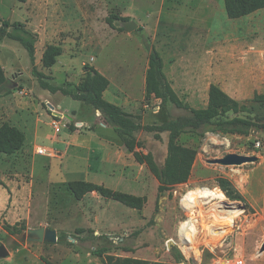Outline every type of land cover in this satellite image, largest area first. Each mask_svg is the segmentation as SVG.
Wrapping results in <instances>:
<instances>
[{"label": "rangeland", "instance_id": "obj_1", "mask_svg": "<svg viewBox=\"0 0 264 264\" xmlns=\"http://www.w3.org/2000/svg\"><path fill=\"white\" fill-rule=\"evenodd\" d=\"M176 2L181 1L0 0V23L4 20L11 23L24 22L38 36L34 64L19 41L7 36L0 37V63L8 75V82L0 92V126L8 122L18 126L26 135V142L21 150L11 155H0V177L8 188L17 189L24 185L29 190L31 203L29 209L24 211L19 208L20 211L15 212L13 223L6 219L8 209L0 204V243H4L15 253L13 260L1 259L0 264H43L42 261L47 258L55 264H144L140 261L223 264L225 256L244 257L246 264H264V251H261L264 243V103L255 102L254 97L238 100L248 106L247 112H230L216 118L214 122L240 116L256 121L260 128L222 133L215 130L217 125L214 123L206 125L200 131H186L177 136L176 142L196 151L193 173L186 183L160 192L158 179L146 164H140L138 172L146 174L145 182L148 187L146 203L142 209L125 206L96 191L78 200L69 189V182L76 180L78 176L67 174L65 170L67 167L76 168L82 163L74 147H70L64 159V145L54 144L51 137L40 139L35 144L30 142L34 138L35 117L32 119L26 104L34 102L40 112L48 109L50 116L52 115L47 105L50 101L45 97L48 89L42 86L41 78L51 85L75 90L84 77L81 74L85 72V64L104 70L121 65V69H114L124 73L127 71L125 65L131 63L133 71H142L152 47L166 60L167 67L164 71L167 77L176 81L177 89L183 92L182 100L194 108L207 106L211 85L220 87V84L216 83L217 78L210 73H203L205 60L202 55L194 53L192 56L187 52L191 23L185 18H171L169 9ZM162 5L164 14L158 20L157 14ZM147 13L152 14L150 21L146 17ZM129 20L135 21L139 28L128 31L122 27L121 24ZM155 25H158L157 31ZM7 30L13 31V28ZM245 34L246 32L243 38L246 37ZM49 44L61 45L63 54L57 58L55 66L46 68L42 63V51ZM92 56L94 61H91ZM186 63L201 65L199 69L192 68L190 72V75L196 74L195 81L199 83L195 84L193 90L187 89L185 84L190 69L186 66L173 67L175 64ZM136 74L137 78H141V73ZM55 98L60 100L62 109L66 112L68 110V114H72L69 109L74 108L92 115L91 106L63 95L61 91H57ZM139 102V110L137 106L130 109L137 110L133 119L142 125H161L189 115L187 110L172 103L162 105L158 99L148 100L146 94ZM48 119L50 118H44L47 122L44 128L58 142L67 140V137H59L71 132L70 129L74 132L79 129L71 124L69 129L63 128L56 132ZM99 121L104 123L103 115H99ZM133 136L139 143L140 151L151 153L159 165L165 163L170 141L168 130L150 132L141 129ZM94 140L98 141L97 138ZM257 142H261V145L257 146ZM122 144L135 160L123 141ZM40 147L47 148V153L40 154ZM95 150L94 155L99 156L101 153L96 148ZM228 153L256 155L258 160L240 165L208 162L209 159L220 158ZM220 177L228 179L243 199L233 200L222 188ZM108 184H111V188L121 190L120 182L116 179L108 181ZM201 187L216 189L191 191L187 195L188 206H191L190 202L201 203L204 197L211 196L217 199L215 205L218 207L226 201L227 196L234 205L231 206L233 209L240 208L238 203L245 208H240L241 211L233 217V224L230 225L227 224L229 220L224 219L225 212L219 211L223 224H226V229L220 231H229L237 217L235 232L214 246L213 250L210 249L212 245L208 232L204 237L196 238V249L191 251V222L182 227L185 239L180 235L182 223L191 214L184 209L181 196L187 190ZM244 187L250 188L252 195L244 196L241 190ZM44 193L47 196L43 204ZM22 201L24 203L25 198ZM204 217L205 224L208 218L206 213ZM194 226L193 224V232ZM39 227L56 229L58 241L50 243L31 240L33 236L28 230ZM185 244H188L189 249ZM178 250L183 258L179 257ZM126 259L131 262H125Z\"/></svg>", "mask_w": 264, "mask_h": 264}, {"label": "crops", "instance_id": "obj_2", "mask_svg": "<svg viewBox=\"0 0 264 264\" xmlns=\"http://www.w3.org/2000/svg\"><path fill=\"white\" fill-rule=\"evenodd\" d=\"M180 1V3L176 2L169 9L170 16L171 18L181 17L190 21L191 29L188 34L187 52L192 54V56L194 53L202 55L205 60L203 73H210L216 77V83L220 84V87L225 92L237 100L252 99L256 94H264V8L240 18L232 19L228 16L225 0ZM163 14L164 7L162 5L157 14L158 20L163 17ZM146 17L150 21L152 14L147 13ZM246 25H250V27ZM157 26L155 25L156 31L158 29ZM243 31L246 32L245 38H243ZM154 38H157L156 33ZM94 60L95 58L92 56L91 61ZM163 61L165 69L167 67V64H165L166 60L163 59ZM55 65L56 63L53 66ZM184 66L190 69L188 70L189 77L185 79L186 88L193 90L195 84L199 83L195 81L196 74L190 75V72L192 68L199 69L198 67H201V65L186 63V65L175 64L173 67ZM121 67V65H115L108 67L106 70L100 67L95 68L110 80V85L104 92V97L134 115L139 110V101L146 94V75L149 68V58L146 64L143 65L142 71H133L131 63L125 65L127 71H124V73L117 71ZM114 68H117V70ZM84 73L83 71L81 76ZM136 73H141V78H137ZM168 78L173 88L183 98V92L181 93L177 89L176 81L174 82L173 78ZM56 96L57 92L46 91L45 97H48L46 100L48 99L52 105L60 106L62 109L59 103L60 100L56 99ZM34 104V102L26 104V109L30 112L32 119L35 117L33 121L34 138L30 142L32 141L35 144L40 139L51 137L54 144L60 143L64 145V159L70 151V147H74L77 157L82 161V165L80 164L76 168H65L68 172L67 174L78 176L76 180L103 184L110 188L111 184L109 185L108 181L116 179L120 182L121 190L119 191L138 196L147 194L146 174L138 172L140 163L127 153L117 132L109 127L108 124L99 121V115L102 116L99 110L89 105L93 108V112L91 111L92 115L89 116L88 113L90 112L86 114L84 111L81 112L71 108L69 110L72 111V114H68V110L66 112L62 109L71 118L75 117L76 120L85 123L86 126L75 129V132L71 129V132L66 131V135L60 136L59 139L67 137V140L58 142L44 128V124L47 123L44 120L45 117L50 118L48 120H51L49 123L52 124L53 117L52 115L50 116L49 110L40 112V109ZM136 106L137 110L130 109ZM95 138L98 141L94 140ZM95 148L101 153L99 156L94 155V152H96ZM156 186H158V182ZM0 189V204L8 209L6 219L13 223L12 218L16 216L15 212L20 211L19 208L24 211L30 208L29 190L27 191L24 185H22V188L15 189L13 187L8 188L6 184L0 185ZM241 190L244 196L252 195L251 189L248 187H244ZM46 196L44 193L43 204L46 201ZM22 198H25V204ZM14 256L15 253L10 251V256L6 258L11 261ZM48 261L51 262L52 260L48 259ZM42 263L45 264L44 261Z\"/></svg>", "mask_w": 264, "mask_h": 264}, {"label": "trees", "instance_id": "obj_3", "mask_svg": "<svg viewBox=\"0 0 264 264\" xmlns=\"http://www.w3.org/2000/svg\"><path fill=\"white\" fill-rule=\"evenodd\" d=\"M26 2L27 0H19ZM228 16L232 19L240 18L250 14L256 10L264 8V0H225ZM111 22V20H110ZM126 22V21H125ZM12 27L13 31L7 29ZM123 29V28H122ZM7 36L13 40L19 41L28 51L31 62L34 64L36 60V42L37 34L29 30L24 22L15 21L11 23L8 20L0 23V37ZM149 55V68L146 75V99H158L162 105L172 103L178 108H183L189 112L188 116H182L175 120L167 121L161 125H142L135 122L134 115L125 111L122 107L108 101L104 97V92L110 85V80L103 75L98 69L89 64L84 66V77L77 85L76 89H70L65 86H54L41 78V84L45 89L51 92L61 91L64 95L70 96L75 100H80L91 105L96 110L101 111L104 123L114 129L121 137L126 148L131 152L140 164H146L150 171L158 179L159 191L165 192L173 186L186 183L193 170L196 159L195 149L184 146L176 142L177 136L186 131H200L208 124H216V131L222 133L244 132L252 128H260L261 126L254 120L235 116L227 120H214L221 116L232 112L238 114L247 112L248 106L231 97L227 92L218 85H211L209 92V100L207 106L203 108H194L185 103L172 83L168 79L164 71V61L155 47L151 48ZM63 54L61 45L49 44L42 56V63L45 67H52L59 56ZM8 82L6 71L0 63V92L5 88ZM255 102L264 103V94H256L253 98ZM146 131H165L170 132L169 149L166 161L163 165H159L151 153H143L139 150V143L136 142L133 134L139 130ZM26 142V135L16 125L4 122L0 126V155H11L21 150ZM219 182L222 188L233 200H242L243 197L232 186V183L220 177ZM0 185H5L0 177ZM69 189L74 196L80 200L87 194L94 191L101 196L113 199L131 208L142 209L146 203L145 196H138L127 192L112 189L103 184H97L85 180H74L69 182ZM179 257L183 258L181 252ZM45 264H53L44 259ZM125 262L130 263V259ZM139 262V261H138ZM144 264H171L147 261H140ZM179 264V263H176Z\"/></svg>", "mask_w": 264, "mask_h": 264}, {"label": "built area", "instance_id": "obj_4", "mask_svg": "<svg viewBox=\"0 0 264 264\" xmlns=\"http://www.w3.org/2000/svg\"><path fill=\"white\" fill-rule=\"evenodd\" d=\"M48 107L50 108V111L52 112V126L55 129L56 132L62 131L63 128L69 129L70 125L73 124L77 128H83L86 126L85 123L78 121L75 119V117H70L67 113H65L60 106H55L52 105L50 102H47ZM103 123V122H102ZM257 146L261 145V142H257ZM47 148H42L40 147L38 152L40 154H46L47 153ZM216 189V188H210V187H201V188H196L192 190H187L185 191L182 196H181V203L184 207V209L188 212H191V214L187 217V219L182 223L180 227V235L181 237H184V230H183V225L187 222H192L195 225V236H194V241L196 238L204 237L206 233H208V236L211 238V247L210 249L213 250L214 246H216L218 243L226 239V237L230 234H233L237 228V217L235 218V223L234 226L231 227L229 231H220L225 228L226 224H223V220L221 219L222 217L219 216L218 212L222 207H217L215 204L217 202V199L210 197H204V200L199 203V202H192L191 206L187 205V195L191 191L195 190H202V189ZM221 191L222 189L219 188ZM224 193V191H223ZM225 194V193H224ZM226 196V194H225ZM229 203V204H228ZM225 207H223L225 210L231 208L234 206L231 204L226 196V201L224 204ZM232 206V207H231ZM203 207V209H201ZM210 210V211H209ZM207 211V212H206ZM217 212V213H216ZM204 213H206L207 221L205 224L204 222ZM193 214V215H192ZM216 235H219L216 236ZM216 236V238H214ZM218 237V238H217ZM185 246L188 248V244H185ZM189 249V248H188ZM191 251H194V248L191 249ZM219 259H222L221 257ZM224 264H246V260L244 257L240 256H234V257H227L225 256L223 258Z\"/></svg>", "mask_w": 264, "mask_h": 264}, {"label": "water", "instance_id": "obj_5", "mask_svg": "<svg viewBox=\"0 0 264 264\" xmlns=\"http://www.w3.org/2000/svg\"><path fill=\"white\" fill-rule=\"evenodd\" d=\"M121 25L128 31H135L139 26L133 20L123 22ZM257 160L258 156L256 155L228 153L220 158L209 159L208 162L221 165H240L246 162H256ZM238 207L245 208V206L240 205V203H238ZM28 232L33 236V238H30L31 240L46 241L50 243H56L58 241V232L56 229L39 227L30 228ZM261 251H264V243L262 245ZM8 256H10V249L4 243H0V258H6Z\"/></svg>", "mask_w": 264, "mask_h": 264}, {"label": "bare ground", "instance_id": "obj_6", "mask_svg": "<svg viewBox=\"0 0 264 264\" xmlns=\"http://www.w3.org/2000/svg\"><path fill=\"white\" fill-rule=\"evenodd\" d=\"M195 193V192H194ZM190 203H192V202H190ZM224 204H225V202L221 205V206H218V207H222L219 211H224L225 212V218L224 219H228L229 220V222H227V224L228 225H230L231 223H232V219H233V217L236 215V214H238L241 210H240V208L238 209V208H234V209H227V210H225L223 207H225L224 206ZM229 204V203H228ZM223 219V218H222ZM226 222V221H225ZM233 224V223H232ZM192 225H193V223L191 222V225H190V231H191V236H192V248H194V249H196V244H195V242H194V236H193V234L195 233V232H193V230H192ZM195 227V226H194ZM224 229H226V227L224 228ZM223 229V230H224ZM227 230H228V228H227ZM194 231H195V229H194ZM223 264H224V262H223Z\"/></svg>", "mask_w": 264, "mask_h": 264}]
</instances>
